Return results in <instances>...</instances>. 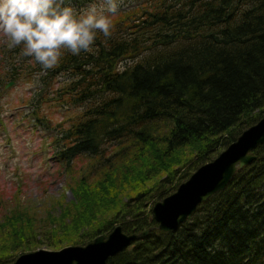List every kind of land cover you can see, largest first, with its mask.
Listing matches in <instances>:
<instances>
[{"label": "trees", "instance_id": "obj_1", "mask_svg": "<svg viewBox=\"0 0 264 264\" xmlns=\"http://www.w3.org/2000/svg\"><path fill=\"white\" fill-rule=\"evenodd\" d=\"M114 25L91 52L65 53L43 70L24 99L44 125L42 107L78 110L68 127L56 123L54 139L61 164L52 175L72 198H51L45 218L31 203L10 204L0 219V264L38 249L37 235L58 250L117 224L125 233L150 230L105 264H264V144L175 231L158 229L151 211L264 116V0H139ZM21 57L0 89L41 72Z\"/></svg>", "mask_w": 264, "mask_h": 264}, {"label": "rangeland", "instance_id": "obj_2", "mask_svg": "<svg viewBox=\"0 0 264 264\" xmlns=\"http://www.w3.org/2000/svg\"><path fill=\"white\" fill-rule=\"evenodd\" d=\"M138 1L123 0L119 12L131 8ZM92 2L93 0H87L80 7L69 3L81 9ZM20 51L21 47L9 48L6 38L0 34L1 78H6L10 64L21 67L23 60ZM40 74L45 72L41 70L35 73L30 82L22 79L18 82L9 80L1 84L3 88L0 89V219H3L8 212L7 208L13 202L16 204L18 201H23L37 206L36 213L45 218L42 205L50 202L51 198L60 197L65 200L64 202L72 198L70 191H65L64 195L61 194L65 188L64 178L52 175L61 164L56 161L57 158L54 155V139L59 137L60 132V126H56V123L61 122L64 123L63 126L68 127L70 115L78 110L75 106H67L59 110L53 108L52 113L49 114L50 108L42 107L45 109L43 118L47 119V124L36 123L29 115L30 105L26 106L24 99L38 88L37 80ZM63 79L62 76L55 78L57 81ZM9 82L12 84L6 87ZM67 83H69L68 79ZM27 84H32L33 87L26 88ZM8 202L6 207L5 204ZM2 206L6 207L5 210L1 209ZM47 225L50 226V222H47ZM48 240L50 239L46 236L38 237L37 235L35 242L40 243L37 245L40 246L38 249L51 250L45 247Z\"/></svg>", "mask_w": 264, "mask_h": 264}, {"label": "water", "instance_id": "obj_3", "mask_svg": "<svg viewBox=\"0 0 264 264\" xmlns=\"http://www.w3.org/2000/svg\"><path fill=\"white\" fill-rule=\"evenodd\" d=\"M261 144H264V116L243 130L214 159L199 166L173 193L153 204L151 211L158 229L173 232L190 219L200 203L226 187L237 168L255 159L253 150ZM149 230L128 234L118 224L107 235H99L85 245L38 249L19 255L9 264H105L135 240L145 237Z\"/></svg>", "mask_w": 264, "mask_h": 264}, {"label": "clouds", "instance_id": "obj_4", "mask_svg": "<svg viewBox=\"0 0 264 264\" xmlns=\"http://www.w3.org/2000/svg\"><path fill=\"white\" fill-rule=\"evenodd\" d=\"M122 3L93 0L77 9L65 0H0V34L9 48L21 47L22 55L32 58L42 70L55 69L65 53L91 52L98 34L110 38ZM116 71H126L123 61Z\"/></svg>", "mask_w": 264, "mask_h": 264}]
</instances>
